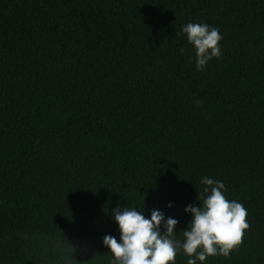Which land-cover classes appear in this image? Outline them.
<instances>
[{
    "label": "trees",
    "instance_id": "1",
    "mask_svg": "<svg viewBox=\"0 0 264 264\" xmlns=\"http://www.w3.org/2000/svg\"><path fill=\"white\" fill-rule=\"evenodd\" d=\"M204 177L250 227L203 264H264V0H0V264H111L118 205L182 241Z\"/></svg>",
    "mask_w": 264,
    "mask_h": 264
},
{
    "label": "clouds",
    "instance_id": "2",
    "mask_svg": "<svg viewBox=\"0 0 264 264\" xmlns=\"http://www.w3.org/2000/svg\"><path fill=\"white\" fill-rule=\"evenodd\" d=\"M181 32L194 46L197 71L203 72L210 61L221 57L220 41L223 37L217 28L188 23L182 26ZM180 51L183 54L185 50ZM189 60L191 62V57ZM201 184L205 195L201 197L198 193V202L201 198L203 202L202 205L199 203L200 207L189 205L185 208V213H190L192 220L181 231L182 241L176 239L178 220L165 218L161 211L155 209L149 219L143 211L118 205L111 215L119 227L120 240L111 235L103 239L112 256L111 264H176L180 251L188 257L187 264H197V261L203 264L209 257L227 258L238 250L250 227L247 209L241 203L226 198L223 182L204 177Z\"/></svg>",
    "mask_w": 264,
    "mask_h": 264
}]
</instances>
